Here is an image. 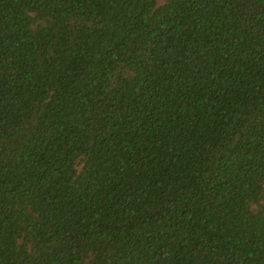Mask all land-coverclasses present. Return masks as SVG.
Instances as JSON below:
<instances>
[{
	"label": "trees",
	"instance_id": "1",
	"mask_svg": "<svg viewBox=\"0 0 264 264\" xmlns=\"http://www.w3.org/2000/svg\"><path fill=\"white\" fill-rule=\"evenodd\" d=\"M0 264H264V0H0Z\"/></svg>",
	"mask_w": 264,
	"mask_h": 264
}]
</instances>
